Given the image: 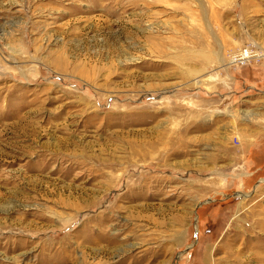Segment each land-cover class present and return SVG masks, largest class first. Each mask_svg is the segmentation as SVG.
I'll return each instance as SVG.
<instances>
[{"label":"rangeland","instance_id":"374dc122","mask_svg":"<svg viewBox=\"0 0 264 264\" xmlns=\"http://www.w3.org/2000/svg\"><path fill=\"white\" fill-rule=\"evenodd\" d=\"M0 264H264V0H0Z\"/></svg>","mask_w":264,"mask_h":264},{"label":"crops","instance_id":"0c3cea01","mask_svg":"<svg viewBox=\"0 0 264 264\" xmlns=\"http://www.w3.org/2000/svg\"><path fill=\"white\" fill-rule=\"evenodd\" d=\"M225 51H226V46H225V45H221V46H220V49H219V52L222 53V54H224ZM246 88H247L246 85L242 86L240 89H233V88H232V89L227 90V91L225 92V95L228 94V97H230V96H232V95H234V94L242 93V91L244 92ZM258 89H259V88H258ZM259 90H260V89H259ZM222 104L225 105L226 102H222Z\"/></svg>","mask_w":264,"mask_h":264},{"label":"built area","instance_id":"2783aa9c","mask_svg":"<svg viewBox=\"0 0 264 264\" xmlns=\"http://www.w3.org/2000/svg\"><path fill=\"white\" fill-rule=\"evenodd\" d=\"M251 49L249 48V52L247 51V48H244V50L242 52H240L239 54H235L233 57V61H237V62H247L248 58L251 56Z\"/></svg>","mask_w":264,"mask_h":264},{"label":"bare ground","instance_id":"6f19581e","mask_svg":"<svg viewBox=\"0 0 264 264\" xmlns=\"http://www.w3.org/2000/svg\"><path fill=\"white\" fill-rule=\"evenodd\" d=\"M247 51H248V49H247ZM249 52V51H248Z\"/></svg>","mask_w":264,"mask_h":264}]
</instances>
